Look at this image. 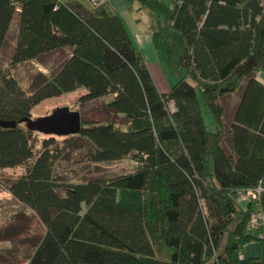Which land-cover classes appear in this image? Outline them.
<instances>
[{"label":"trees","instance_id":"obj_1","mask_svg":"<svg viewBox=\"0 0 264 264\" xmlns=\"http://www.w3.org/2000/svg\"><path fill=\"white\" fill-rule=\"evenodd\" d=\"M127 1L147 14L155 49L167 46L179 76L167 92L110 0H0V51L17 21L14 63L63 52L29 90L0 65V119L18 121L0 126V169L33 159L6 186L45 228L26 264H264V236L247 228L264 209V0ZM83 89L80 103L110 95V115L81 113L76 145L94 163L130 156L134 171L71 182L55 169L66 136H46L36 152L20 119ZM229 95L240 99L225 106ZM259 187L243 209L240 194ZM253 240L260 254L243 256Z\"/></svg>","mask_w":264,"mask_h":264},{"label":"rangeland","instance_id":"obj_2","mask_svg":"<svg viewBox=\"0 0 264 264\" xmlns=\"http://www.w3.org/2000/svg\"><path fill=\"white\" fill-rule=\"evenodd\" d=\"M143 16L147 17V14L143 12ZM16 43L17 25L15 21L10 31L9 38L0 51V65L5 69H11V72L17 77L22 87L29 90L33 83V76L38 73L49 75L55 69L59 57H61L63 52L46 54L34 60L14 63L13 54L15 52ZM156 54L157 58L155 57L152 61L149 60L148 62L151 68L150 70H153L154 76L162 89L163 85L157 73V71H160V68L162 69L165 74L164 77L168 78L171 83L168 89L169 91L171 86L178 80V73L169 60L165 43L156 49ZM155 64H158L160 68ZM82 91H86V89L68 92L61 96L43 100L40 104L33 107V118L38 119L39 117L51 114L55 109L64 106L69 107L71 110L80 111L84 119L88 120L103 119L110 115V112L105 108V104L111 99L110 95L86 103H80L78 98ZM197 92L205 125L208 130H215V118L209 106L206 104L201 86L197 87ZM233 100L235 101L234 96L232 98V96L229 95L225 100H222V103L224 105L225 102L229 104ZM169 107L171 109L174 108L172 103L169 104ZM227 112L225 118L230 122L234 113V108L230 107L227 109ZM119 120L122 121L121 118ZM21 125L25 128L27 127L26 122H22ZM46 136L48 135L38 131L32 133L31 138L37 153L42 150L43 139ZM78 139H80L78 134L58 137L63 156L56 163L55 169L56 172L63 175L66 180L81 182L95 176L128 173L136 169L137 164L130 156L120 160L99 163L88 160V149L77 146L76 141ZM32 161L33 159L20 166L0 169V264H26L29 256L34 250L35 244L43 236L45 231L42 222L38 219L33 210L16 200L6 186L8 180L24 174ZM11 228H18L19 230L11 232Z\"/></svg>","mask_w":264,"mask_h":264},{"label":"crops","instance_id":"obj_3","mask_svg":"<svg viewBox=\"0 0 264 264\" xmlns=\"http://www.w3.org/2000/svg\"><path fill=\"white\" fill-rule=\"evenodd\" d=\"M110 1L113 4V6L126 19L129 27L131 28V30H132L135 38H136L138 46L141 49V51H142V53H143V55L147 61V63L149 62V60L152 61L155 57L157 58L156 49H155V46H154L152 38H151V31L149 29L148 16L147 17L143 16V11L140 9L139 4L136 3L135 5H131L127 0H110ZM16 25H17V21H16ZM145 25H146V27H145ZM148 65H149V63H148ZM155 65L160 68V66L158 64H155ZM159 70L160 71H157V73H158V77H159V79L163 85L162 89L160 88L158 81L156 80V77L154 76L153 70L151 71L152 75L155 79V82H156L159 90L161 92L162 91L167 92L169 87H170V84H171L170 80L168 78L164 77L165 74L163 73L161 68ZM257 78L261 83L264 84V71H259L257 73ZM239 99H240V97L237 96L235 100L238 101ZM16 200H18V199H16ZM238 202L240 203V205L243 209L247 207L248 200H247V198L244 197V195L239 196ZM18 230H19L18 228H14L11 230V232L18 231ZM260 252H261L260 243L256 240H253L244 246L242 254L245 257H256L260 254Z\"/></svg>","mask_w":264,"mask_h":264},{"label":"water","instance_id":"obj_4","mask_svg":"<svg viewBox=\"0 0 264 264\" xmlns=\"http://www.w3.org/2000/svg\"><path fill=\"white\" fill-rule=\"evenodd\" d=\"M222 89L221 91H223ZM19 122H26L30 130L38 131L47 135L71 136L79 134L82 129L81 112L71 110L69 107H59L51 114L35 119L33 117H24ZM17 120H2V127H16Z\"/></svg>","mask_w":264,"mask_h":264},{"label":"built area","instance_id":"obj_5","mask_svg":"<svg viewBox=\"0 0 264 264\" xmlns=\"http://www.w3.org/2000/svg\"><path fill=\"white\" fill-rule=\"evenodd\" d=\"M103 0H91V2L94 5H98L100 2ZM262 188L259 187L256 190L249 189L243 193L240 194L244 195L245 198L249 201L250 198H258L259 194L261 192ZM247 228L251 232H261V236H264V209L263 208H258L254 212L251 213L250 219L247 224Z\"/></svg>","mask_w":264,"mask_h":264}]
</instances>
